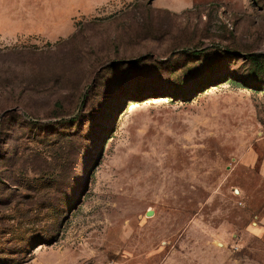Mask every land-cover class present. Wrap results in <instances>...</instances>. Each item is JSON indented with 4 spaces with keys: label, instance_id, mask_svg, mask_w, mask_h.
<instances>
[{
    "label": "rangeland",
    "instance_id": "1",
    "mask_svg": "<svg viewBox=\"0 0 264 264\" xmlns=\"http://www.w3.org/2000/svg\"><path fill=\"white\" fill-rule=\"evenodd\" d=\"M263 204L264 0H0V264H264Z\"/></svg>",
    "mask_w": 264,
    "mask_h": 264
},
{
    "label": "crops",
    "instance_id": "2",
    "mask_svg": "<svg viewBox=\"0 0 264 264\" xmlns=\"http://www.w3.org/2000/svg\"><path fill=\"white\" fill-rule=\"evenodd\" d=\"M261 209H262V210H261L260 213H259V218H260L262 224L264 225V204H263V206H262ZM262 228H264V226H262Z\"/></svg>",
    "mask_w": 264,
    "mask_h": 264
},
{
    "label": "water",
    "instance_id": "3",
    "mask_svg": "<svg viewBox=\"0 0 264 264\" xmlns=\"http://www.w3.org/2000/svg\"><path fill=\"white\" fill-rule=\"evenodd\" d=\"M236 192H237V193H239V190H238V189H236ZM152 212H153L152 210L148 211V215H151V214H152Z\"/></svg>",
    "mask_w": 264,
    "mask_h": 264
},
{
    "label": "bare ground",
    "instance_id": "4",
    "mask_svg": "<svg viewBox=\"0 0 264 264\" xmlns=\"http://www.w3.org/2000/svg\"><path fill=\"white\" fill-rule=\"evenodd\" d=\"M238 190H239V189H238ZM239 193H240V190H239ZM239 193H238V194H239Z\"/></svg>",
    "mask_w": 264,
    "mask_h": 264
}]
</instances>
